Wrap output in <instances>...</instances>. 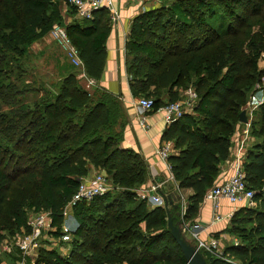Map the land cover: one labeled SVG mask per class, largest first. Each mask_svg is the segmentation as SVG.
I'll return each instance as SVG.
<instances>
[{
    "label": "trees",
    "instance_id": "1",
    "mask_svg": "<svg viewBox=\"0 0 264 264\" xmlns=\"http://www.w3.org/2000/svg\"><path fill=\"white\" fill-rule=\"evenodd\" d=\"M160 2L134 19L126 67L132 95L152 99L153 112L181 101L189 88L198 96L192 111L163 133L175 149L168 158L174 183L158 190L166 202L138 197L150 173L141 154L122 147L126 110L118 97L86 89L72 64L62 66L56 91L47 90L33 107L20 102L15 119L1 117L0 218L20 185L10 216L15 231L31 232L28 211L48 212L52 230L43 240L51 237L70 248L68 255L41 248L36 264H186L168 219L181 223L180 194L190 191L184 220L196 223L230 156L242 106L264 76L258 66L263 33L243 46L238 37L245 32L237 28L248 16L264 22V0ZM70 15L76 16V9L62 0H0V94L8 92L10 106L17 102L6 66L15 62L21 68L33 45L55 25L65 28L87 76L101 80L112 28L109 12L101 9L92 19L68 23ZM255 117L243 171L257 207L234 214L225 232L240 242L225 247L221 258L202 253L209 264H264V102ZM93 171L107 177L111 190L70 210L78 225L65 232L66 208Z\"/></svg>",
    "mask_w": 264,
    "mask_h": 264
},
{
    "label": "built area",
    "instance_id": "2",
    "mask_svg": "<svg viewBox=\"0 0 264 264\" xmlns=\"http://www.w3.org/2000/svg\"><path fill=\"white\" fill-rule=\"evenodd\" d=\"M62 1L66 7L69 6L76 9L77 17H79L81 20L92 19L94 13L101 9L108 10L112 22H116L119 18L118 12L114 8V0ZM50 35L53 40L65 50L71 64L81 71L79 78H82L86 82V89L91 90L96 85V80L87 77L82 61L79 59L78 52L72 45L65 28L60 25H55L52 28ZM185 96L187 100L167 104L158 111L164 114V118L167 123L179 120L186 113L192 111L193 107L195 106L197 94L189 89L185 92ZM137 99L138 107L144 112V115L140 117V124L142 127H146L147 114L153 112L154 101L148 98ZM238 146L239 151L236 152L235 162L233 164L234 174L224 183L216 185L214 188H212L205 197V201H210L213 205L215 212L214 221L216 222H220L224 219V217L218 213L220 210L221 199H227L233 205L243 204L249 208H253L255 205V191L247 187L245 174L243 171L245 155H243L241 152L245 147V139L240 140L238 142ZM171 151V143H166L164 147L158 150V155L163 161L168 162ZM169 169L171 171L170 165ZM171 178L173 179V176ZM160 188H162V184L157 183L150 187L139 189L136 191V193L140 199L149 200L154 204H159L164 202V198L158 193ZM110 190L111 186L108 182V179L102 173H97L93 178H85L80 183V186L68 204L65 213L69 212L82 202H91L96 197L107 194ZM180 196V222L182 232L187 233L188 236L196 242L197 247L195 246V248L197 250L221 258L222 256L219 255L218 251V240L214 238L210 240H203L201 238V230L192 227L185 222L184 215L187 209V201L186 198H184L181 194ZM33 220L34 221H28V226L31 228V232L24 234L23 237H20L17 239V241H15V247L19 249L24 258L33 255L36 249L39 247V239L42 238V235L52 230V217L50 213H38L35 215ZM65 230L67 231V229ZM6 250H8V248Z\"/></svg>",
    "mask_w": 264,
    "mask_h": 264
},
{
    "label": "crops",
    "instance_id": "3",
    "mask_svg": "<svg viewBox=\"0 0 264 264\" xmlns=\"http://www.w3.org/2000/svg\"><path fill=\"white\" fill-rule=\"evenodd\" d=\"M160 3V0H114V8L118 12L119 18L116 22L111 21L112 28L107 42V62L105 71L101 80L98 82L96 81V85L93 87V89L97 88L118 97L126 110L122 147L141 154L148 164L150 180L143 188L152 186L154 182L164 185L166 184L165 182L171 184L173 181L168 162L163 161L158 155V150L164 147L166 143H171V154L175 153L173 143L164 141L162 138L164 131L172 122L167 123L164 114L157 111L148 113L146 127L141 126L140 117L144 115V112L138 107V99L134 98L130 89L129 76L126 67V43L134 19L145 11L158 8ZM76 19H79L77 15L67 16L68 23H72ZM48 36L49 39L53 40L50 34ZM46 38H44L43 41H45ZM183 96L185 99L186 96L184 95V92ZM232 141L234 146L238 141L236 135L232 137ZM252 141L248 142L249 148L253 143ZM248 147L247 150L249 149ZM233 149L230 150L228 160L221 166V175L217 185L224 183L234 174L233 164L235 162L236 152H234ZM95 172L96 171H93L89 178H91ZM189 194L190 191H185L186 197ZM242 205L243 204H237L238 207H236V205L231 204L227 199H221L220 210L218 213L222 215L224 219L220 222H216L214 221L215 212L212 203L204 200L200 207L196 223L189 225L201 230V238L203 240L214 238L219 241L222 237L227 238L225 230L229 225L227 224L228 218L232 217L237 208H242ZM70 218L72 217L70 216L66 218L67 221L65 225H68L71 222ZM66 229L67 231L65 228L64 231L68 232V228ZM219 234H221L220 238L217 239L215 236ZM185 239L187 238L185 237ZM187 241L189 240L187 239ZM16 254L18 256V253ZM12 262L14 261L11 256L6 254L1 255L0 264H13Z\"/></svg>",
    "mask_w": 264,
    "mask_h": 264
},
{
    "label": "rangeland",
    "instance_id": "4",
    "mask_svg": "<svg viewBox=\"0 0 264 264\" xmlns=\"http://www.w3.org/2000/svg\"><path fill=\"white\" fill-rule=\"evenodd\" d=\"M169 1L171 3L172 0H168V3ZM259 18L260 16L259 17H252V16L249 17L248 16L246 17V20H244V22L238 26L237 28L238 30H244L242 32H245L242 37L240 36L238 37V38H243V46H246V42H249V40H253V39L255 40V38L261 32L263 33V36H264V22L260 21ZM220 24H221V20L216 23L217 26H219ZM48 37L42 43L37 42L36 44L33 45V47L30 50V53L22 60L21 68H19L15 62L9 63V65L6 66V70H8L9 72L7 74L11 76V79L9 80V82H12L11 84L15 85V86L11 85V91L12 92L14 91L15 102H17V105L10 106V104H8L9 102L8 92H4L0 94V121L3 115H6L8 118H10V120L15 119L18 116H20V115H16V112H17L16 108H18V105L20 102L30 107H33V103L43 98L47 90H53V91L57 90L58 83L62 80L63 73H64L62 66L66 64L70 65L71 62L65 50L60 45H58L56 41L49 39ZM210 38H213V37H210ZM211 41H216V39H213ZM258 66H259V70H261L264 75V51L261 55V58L259 59ZM79 79L82 85L86 84V82L82 78H79ZM189 89L195 92L193 88H189ZM186 91L187 90L184 91V95ZM182 100L185 101L187 100V98L182 99ZM197 100H198V96H197L195 103L197 102ZM263 102H264V76L262 77L261 81L255 85L254 92L252 95L249 96V99L246 102V104L242 106L241 112L242 111L246 112L248 123L245 124V123L240 122L239 127L237 128L236 132L233 135V136L236 135L237 140H238L234 146H233V141H232L231 150L234 148L233 149L234 152L239 151L238 142L240 140L245 139V147L243 148L241 153H243V155L246 154L247 147L249 144L248 142L253 140L251 136L252 134L251 132L253 129V123L254 121H256L255 112L258 110L259 106L263 104ZM8 124L9 123L3 124L1 127L8 126ZM97 173L99 172L96 171L91 178H93ZM172 183L174 182L172 181ZM153 184H157V182H154ZM21 190H22V187L20 185H16L11 193V197L9 201H7L2 208V213H1V218H0V257L1 255H4V254L11 256V258H13V261H14L12 262L13 264H36L38 260V252L41 248H54V249L59 250L61 254L68 255V253H70L69 246L62 247V245L61 246L59 245L58 241H56V243H53L51 242V239H50L51 237L46 238L48 241L43 240L44 236L45 237L47 236L46 234H43L42 238L39 239V247L36 249L34 254L27 258H24L23 254H21L19 249L15 247V241H17V239H19L20 237H23L24 234H21L20 232H18L20 235H17L18 233L17 231H15L16 227L14 226V223L12 219L10 218V216H11V211L14 209V206L19 201V195L21 193ZM181 195L184 198H186L185 194L181 193ZM242 206L247 207L245 205H242ZM236 207L238 206L236 205ZM255 207H257L256 203L253 206V208ZM240 209L241 207L237 208L235 213L239 211ZM28 212H29L28 221L30 220L34 221L36 218L34 220L33 218L35 217L36 214H33L30 211ZM41 213H44V212H41ZM66 214H67V217L71 216L70 211L67 212ZM234 214L232 215V217L228 218L227 224L230 225V221L233 218ZM70 219H71V222L68 225H65L64 228L65 229L68 228V230L71 231L78 224L74 217ZM178 226L181 228V223ZM183 235L189 240V242L192 243L194 247L195 246L197 247L196 242L192 240L188 236L187 233H183ZM220 235L221 234L218 235L219 236L218 238H220ZM225 235L227 236V238L222 237V239H219L218 241L219 242L218 251H219L220 256H223L225 247L231 244L237 245L240 242V240L236 236L231 237L226 232H225ZM7 248L8 250H6ZM16 253H18V256ZM201 253H204V252H201Z\"/></svg>",
    "mask_w": 264,
    "mask_h": 264
},
{
    "label": "water",
    "instance_id": "5",
    "mask_svg": "<svg viewBox=\"0 0 264 264\" xmlns=\"http://www.w3.org/2000/svg\"><path fill=\"white\" fill-rule=\"evenodd\" d=\"M239 120L242 123H248L245 111L240 113ZM164 202H166L165 199ZM168 221L172 236L181 248L186 264H209L203 254L194 246L189 244V242L185 239L182 229L178 225L174 224V220L169 217Z\"/></svg>",
    "mask_w": 264,
    "mask_h": 264
}]
</instances>
